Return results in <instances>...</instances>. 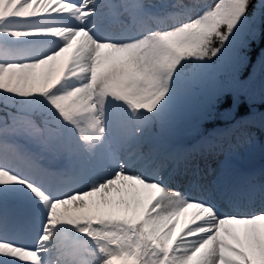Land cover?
I'll return each mask as SVG.
<instances>
[{"label": "snow or ice", "instance_id": "6c2138e0", "mask_svg": "<svg viewBox=\"0 0 264 264\" xmlns=\"http://www.w3.org/2000/svg\"><path fill=\"white\" fill-rule=\"evenodd\" d=\"M261 28L264 0H0V264H264V182H200L246 126L175 142Z\"/></svg>", "mask_w": 264, "mask_h": 264}, {"label": "rangeland", "instance_id": "374dc122", "mask_svg": "<svg viewBox=\"0 0 264 264\" xmlns=\"http://www.w3.org/2000/svg\"><path fill=\"white\" fill-rule=\"evenodd\" d=\"M112 3H120V0H111ZM110 20H112V14L109 13L107 16V22H109ZM23 47L28 50V51H35L39 48L40 46V42L37 39H30L27 41H23L21 42ZM71 51L69 50L68 53L64 54V56H62L60 58V60H64L66 59L68 56L71 55ZM243 54L245 55V50L243 49ZM247 57V56H246ZM247 63H248V57H247ZM247 67V65L245 66ZM242 70V68L240 69V71ZM237 73V72H236ZM249 73V71H245V74L247 75ZM253 73V74H252ZM235 73L232 70H222L220 71L217 75H216V82L218 87L222 88L225 85V80L226 81H232L233 79L230 78L229 76L234 75ZM251 75V77L248 79L249 75ZM242 81H246V83L249 85V88L246 91H242L240 92V94H236L234 96V107L229 110V112L226 114L225 118H233L235 115V112L237 110L238 104L242 102L243 98L245 97L248 100H251L254 104L256 103H261L264 102V97L261 96V89L264 88V72H260L259 71V66L257 65V68L253 69L251 73H249L247 76H245L244 79H241ZM215 101H209L206 108H205V113L206 110L210 109L212 104ZM203 122L202 119H194L193 121L189 122L188 124L185 125V129L184 132L178 137L176 138V143L178 144H182L185 147H190L192 144H194V139H191L190 136H188V132L189 130H191V128L195 127L197 124L199 126V124H201ZM257 125L260 124L259 119L256 120ZM239 133V132H238ZM247 137L242 134L239 133L238 134V139L236 141H240L241 143L246 141ZM254 139H252L251 141H253ZM259 140V139H258ZM261 142L263 141L262 139H260ZM236 141H235V147H236ZM257 141V140H256ZM262 143H260L259 146H254L252 144V142H250V144H248L247 146H245L244 148L240 149L239 147L235 150H233L231 153L229 151H226V153H230L229 157L226 158L224 161H220L218 162V160L216 162H218L217 166L220 169V172H222V165L224 164H230L233 165L234 167L239 169V179H241L243 181V185H242V189H244V186L249 183L247 181V176L245 175V173L247 171H250L252 168L256 167L257 169H264V162L261 161V159L264 157V147H261ZM234 149V148H233ZM232 150V149H231ZM230 150V151H231ZM234 158H231V157ZM217 158V157H216ZM236 158L240 159V162L236 161ZM172 166V165H171ZM203 165H201V169H202ZM172 171V168H171ZM205 179H208V177L206 176ZM240 191V188H239ZM25 199H27V197H25ZM258 199H255L252 202L257 201ZM32 202L29 200V204H31ZM32 207H35V205H32ZM190 212L193 210H189Z\"/></svg>", "mask_w": 264, "mask_h": 264}, {"label": "trees", "instance_id": "16d2710c", "mask_svg": "<svg viewBox=\"0 0 264 264\" xmlns=\"http://www.w3.org/2000/svg\"><path fill=\"white\" fill-rule=\"evenodd\" d=\"M245 51L247 52L249 59L253 63H255L257 59H259L262 56V53L264 54V28L260 29L257 38L249 41L248 47L245 49ZM227 100H230V98L225 96V98L221 99L216 104L215 108L217 110L225 109V107H228L230 105ZM5 101L9 104V106H12L13 102L10 98L5 97ZM20 103H27V102L20 101Z\"/></svg>", "mask_w": 264, "mask_h": 264}]
</instances>
